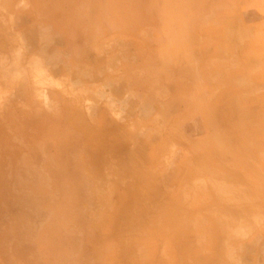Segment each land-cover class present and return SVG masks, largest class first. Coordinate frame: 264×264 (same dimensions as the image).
Here are the masks:
<instances>
[{"label":"crops","instance_id":"obj_1","mask_svg":"<svg viewBox=\"0 0 264 264\" xmlns=\"http://www.w3.org/2000/svg\"><path fill=\"white\" fill-rule=\"evenodd\" d=\"M11 17L33 19L57 60L0 33V60L31 74L25 98H0V264H256L264 0H0ZM72 71L102 114L71 97ZM157 130L156 159L139 157L134 139Z\"/></svg>","mask_w":264,"mask_h":264},{"label":"rangeland","instance_id":"obj_2","mask_svg":"<svg viewBox=\"0 0 264 264\" xmlns=\"http://www.w3.org/2000/svg\"><path fill=\"white\" fill-rule=\"evenodd\" d=\"M12 18V17H11ZM11 20V24L9 23V20H5V24L2 25L1 24V21H0V33L3 32V28L6 27V33L8 34H11V35H18V34H22V38L27 36V46H25L27 48V52L29 53H41L42 54V50H45V57L47 58V62H54L57 60V58L54 57V53L52 52V49L54 47H52V44L51 41L49 42H46L45 45L43 46V43L41 41L42 37L39 39V37L41 36L40 32V26L35 24V23H31L33 19H30L28 20V25H25L24 26V23L22 21V23H20L19 25L15 22L14 18H12ZM24 19H26V16H24ZM10 24V26L8 25ZM22 24V25H21ZM5 33V31H4ZM50 34H52V32L49 30L48 32H46V35L50 36ZM48 53H51V55L49 56ZM44 57V58H45ZM79 60V59H78ZM94 64H98V62H94ZM0 65H1V68H0V85L3 87V85H5V87H8V89H2L0 91V98H11V99H18V98H25V94L24 92H22V94L19 93V83L22 82L24 79H27L28 77H31V74L28 72V71H25V68H24V65L23 63H21L19 66L17 67H14V68H8V61L6 59L4 60H0ZM77 67L81 68V67H84V64L80 63V62H77L75 64ZM45 66V65H44ZM48 66V65H47ZM48 67H46L47 69ZM49 69V68H48ZM47 69V70H48ZM53 68L50 67L49 71H50V76L51 78L53 76H59V72L60 71H57V70H54L53 71L51 70ZM78 69V68H77ZM82 69V68H81ZM53 73V75H52ZM61 75V74H60ZM63 75V74H62ZM61 75V76H62ZM67 76L71 77L69 78L70 79V82L73 84L75 82H78L80 81L81 84L78 85L77 83L76 84H73L75 85L74 87H76V89H72L70 91V94L72 93L71 97L75 98L76 99V104H79V101L81 100V98H84L87 96V94H90V95H93L95 99H97V106L94 107V111H92L91 109L93 108L91 106V109L88 111V114H97V115H100V113L102 114L103 112V107H101L102 105L100 104L99 101L100 100V96H101V90L100 89H97V90H88V89H83L82 87V82L85 80L84 79V76L82 74H79V73H76V71H72L70 73H67ZM88 76V75H86ZM55 78V77H53ZM18 86V87H17ZM144 92V91H143ZM37 93V91H36ZM146 93V92H144ZM68 93H62L61 94V97H65L67 96ZM27 96V95H26ZM46 96V95H45ZM48 98H51L53 97L54 99H59V96H58V93H53V94H47ZM70 97V98H71ZM25 110H18L17 107L15 109V113L16 112H25V113H30L32 112V108L34 107H31V111L30 109L28 108H25L23 107ZM109 108V107H108ZM154 108V107H152ZM156 108V107H155ZM159 108H162L161 109V112H166L167 114H170L172 116H175L177 114V112L179 111L177 107H173L172 109L173 110H170V107H159ZM4 108L3 107H0V113L2 112H5L3 110ZM8 109V108H7ZM10 109H13V108H10L7 110V112L10 110ZM78 111V113L81 114V110L79 111V107L76 108ZM166 111H165V110ZM58 111L61 112V109H59ZM145 110H142L141 111V114L142 116H145V113L147 112H144ZM9 112H12L11 110ZM56 112V111H54ZM76 112V113H77ZM153 110L152 111H148V113L152 114ZM140 113V111H139ZM162 115V114H161ZM150 116V115H148ZM177 116V115H176ZM146 120H142L140 123H137V128L140 130V131H143L144 133H147V131L149 129H152L154 130V128L150 127L149 125L150 124H147V123H144ZM170 126V125H169ZM168 126V127H169ZM161 127L160 129L163 130L164 129V125H162V123H160V125L158 127H155V128H159ZM109 129L110 131H113L112 129H116V127H109L107 128ZM117 131V129H116ZM159 130H157L156 132V136L153 137V138H150V137H141V138H135L134 139V145L136 147H139V152H140V156L139 157H146L145 159L149 160V161H153L156 159V152H157V148L158 146L160 145L161 141L163 140V137L160 136V134H158ZM110 140H112L111 138H109V142ZM112 143H114L113 141H111ZM115 145H117L115 143ZM144 151V152H142ZM156 151V152H155ZM148 152V153H147ZM142 161V159H141ZM124 171V175L126 173L125 169L123 170ZM163 173V169H158V167L156 168V177H159L161 176V174ZM125 179V178H124ZM119 181H122V184H123V180H119ZM248 246L247 249H248V253L250 254V252L252 253V256H253V262H257L258 264L260 263L259 259L255 258V254H257L258 252H260V249H258L259 251L255 252L254 250H252V247L256 246H260L262 244V253L264 254V226L261 228V230L259 232H257V235L256 236H253L252 240L250 241H247ZM262 242V243H261ZM246 243H242L239 247V249H237V258L238 257H242L241 253H242V250L245 249L244 248V245ZM248 255H246L245 257H247ZM257 256V255H256ZM239 258V259H240ZM256 263V264H257Z\"/></svg>","mask_w":264,"mask_h":264}]
</instances>
